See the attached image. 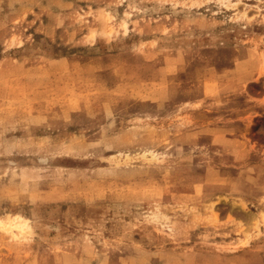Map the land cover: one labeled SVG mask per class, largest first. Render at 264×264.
<instances>
[{
  "label": "rangeland",
  "instance_id": "rangeland-1",
  "mask_svg": "<svg viewBox=\"0 0 264 264\" xmlns=\"http://www.w3.org/2000/svg\"><path fill=\"white\" fill-rule=\"evenodd\" d=\"M0 219V264H264V0H0Z\"/></svg>",
  "mask_w": 264,
  "mask_h": 264
},
{
  "label": "bare ground",
  "instance_id": "bare-ground-1",
  "mask_svg": "<svg viewBox=\"0 0 264 264\" xmlns=\"http://www.w3.org/2000/svg\"><path fill=\"white\" fill-rule=\"evenodd\" d=\"M9 223H11V222H9ZM0 224L4 225V221L2 219H0ZM6 226H8V228H11V226H14V225L11 223V224H6ZM15 226L21 227V228H29V225H27V223L25 221L18 222L15 224Z\"/></svg>",
  "mask_w": 264,
  "mask_h": 264
}]
</instances>
